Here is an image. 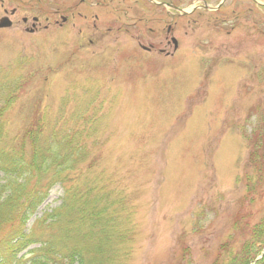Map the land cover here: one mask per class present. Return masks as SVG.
<instances>
[{
  "label": "rangeland",
  "instance_id": "obj_1",
  "mask_svg": "<svg viewBox=\"0 0 264 264\" xmlns=\"http://www.w3.org/2000/svg\"><path fill=\"white\" fill-rule=\"evenodd\" d=\"M113 1V36L87 49L62 30L23 32L22 17L38 18L40 27L49 18L52 25L60 3L4 0L0 17L16 9L11 30L0 32L2 97L16 89L18 99L6 115L10 134L21 131L27 114L32 120L48 108L65 135L82 128L93 134L83 143L91 162L83 161L74 175L81 182L87 175L88 183L100 178L102 194L126 198L128 264H212L222 246L238 250L264 215V7L229 0L218 15L195 17L197 26L192 17L171 20L166 11L162 27L173 22L180 44L166 57L138 48L151 43L172 53L165 33L144 36L137 22L143 0ZM193 1L179 0V7L189 11ZM109 12L101 9V28ZM216 19L225 25L215 26ZM149 27L160 29L155 21ZM80 100L88 110L78 113L84 123L72 117ZM66 121L73 125L65 128ZM253 130L259 134L250 140ZM254 142L263 152L255 160L261 174L257 184L258 175L248 170L255 186L248 194L244 174ZM61 192L58 185L51 189L30 224L59 204Z\"/></svg>",
  "mask_w": 264,
  "mask_h": 264
},
{
  "label": "trees",
  "instance_id": "obj_2",
  "mask_svg": "<svg viewBox=\"0 0 264 264\" xmlns=\"http://www.w3.org/2000/svg\"><path fill=\"white\" fill-rule=\"evenodd\" d=\"M2 92L0 87V99ZM16 94L15 90L11 95L7 93L0 102V264H128L133 249L130 245L132 229L123 220L128 213L126 198L102 194L100 178L88 183L87 175L83 182L80 175H74L80 170L79 165L89 160L91 152L83 143L92 139L93 134L80 126L82 129L73 130L67 137L59 128L60 117L53 115L57 120L49 131L47 113L42 111L21 135L9 139L4 114L14 106ZM85 106L80 103L72 112V117L80 119L81 123L84 121L78 113ZM29 119L30 114H27L24 121L29 124ZM66 125L73 124L66 121ZM88 128L95 134L91 126ZM258 134L259 130L250 132V140ZM255 144V153L250 155L253 161L246 165L244 174L248 194L255 190L248 170L258 175L257 184L260 182L261 169L255 160L259 161L263 152H259L261 144ZM56 183L65 186L62 185L61 204L44 214L25 234L26 220ZM38 242L40 248L17 257L25 247ZM221 249L225 256L212 264L254 261L264 249V215L238 250L233 245ZM255 264H264V255Z\"/></svg>",
  "mask_w": 264,
  "mask_h": 264
},
{
  "label": "flooded vegetation",
  "instance_id": "obj_3",
  "mask_svg": "<svg viewBox=\"0 0 264 264\" xmlns=\"http://www.w3.org/2000/svg\"><path fill=\"white\" fill-rule=\"evenodd\" d=\"M144 1V0H143ZM161 4H164L165 0H159ZM4 0H0V6L3 5ZM140 1H136V4H139ZM195 12L205 9L208 3V0H196L195 1ZM145 5L147 8H143V15L139 21L143 22L146 33H156L154 37H157L159 33L163 30V11H160L157 15L158 17H150L148 14V1L145 0ZM108 7L109 13L105 15L107 27L101 28L104 23V19H101V9ZM163 9V7L161 8ZM219 10V9H218ZM217 10V11H218ZM216 11V12H217ZM5 12V11H4ZM115 12L114 1L107 0L101 4L100 0H61V10L54 11L53 15L58 16L60 13L59 22L55 18L52 25H49V18L46 19V26H43V31L45 32H55L58 29H62L67 35L73 34L75 38H79L82 42L86 40V45L88 48H94L99 44L104 38L108 37L112 33L111 27L113 26V19L111 14ZM194 13V12H193ZM125 14V12L123 13ZM15 13L11 16H14ZM23 19V18H21ZM155 21L160 29L154 31L152 28H149L148 25L150 21ZM22 22V21H21ZM193 24L196 25V22L193 21ZM22 25L25 26V29H33V33L39 31V23L28 22V19L25 22H22ZM51 26V28L49 27ZM148 36V35H145ZM150 47H153L151 44H148Z\"/></svg>",
  "mask_w": 264,
  "mask_h": 264
},
{
  "label": "water",
  "instance_id": "obj_4",
  "mask_svg": "<svg viewBox=\"0 0 264 264\" xmlns=\"http://www.w3.org/2000/svg\"><path fill=\"white\" fill-rule=\"evenodd\" d=\"M182 12V11H181ZM183 14H185L184 12H182ZM5 21L3 20V21H1V23H0V27L1 26H4L5 25V23H4Z\"/></svg>",
  "mask_w": 264,
  "mask_h": 264
}]
</instances>
